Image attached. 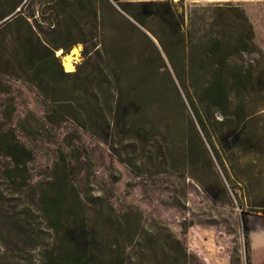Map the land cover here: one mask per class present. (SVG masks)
<instances>
[{
	"label": "rangeland",
	"instance_id": "374dc122",
	"mask_svg": "<svg viewBox=\"0 0 264 264\" xmlns=\"http://www.w3.org/2000/svg\"><path fill=\"white\" fill-rule=\"evenodd\" d=\"M73 1L86 5V0L68 2ZM172 1L179 11L194 2L204 6L230 3L242 9L252 25L253 40L263 59L258 64L252 60L259 58L257 54L236 58L252 64L253 75L245 109L240 110L238 100H234L229 118L230 130L242 127L247 132L239 141L245 143V153L234 151L235 146L230 145L223 160L227 170L220 165L200 130L182 82L162 52L125 20L128 14L116 1L93 0L99 10L96 18L83 10L78 15V25L72 21L70 33L63 29L62 34H42L59 43L79 40L71 46L70 50L75 48L77 53L72 56L73 67L68 72L75 71L84 61L82 39L87 46L98 41L105 45L110 62L116 67L121 112L114 135L107 139L98 134L104 126L105 74L92 72L98 68H87L85 62L79 76L69 79L57 72V66L53 74H46L41 67V77L46 80L49 75L53 79L50 88L42 82L37 89L22 80L14 81L6 72L10 67L6 64L10 58L7 54L13 53L23 31L4 29L0 31V110L16 115L12 121L16 127L19 126L15 119L29 113L32 122H41L40 132L34 136L17 131L19 139L35 155L36 179L47 174L54 162H61L62 155L73 159L77 163L67 165L61 175H77L85 202L80 205L70 194L64 198L81 210L79 216L65 209L49 211L37 207L30 211L32 236L21 244L31 247L35 242L37 246L24 252L29 262L23 264H40L39 248L50 252L62 241L65 255L80 253L79 247L95 235L101 241L97 247L99 264H107L109 245L115 249L123 241L138 237L143 251L139 261L131 264H170L168 256L176 251L161 247L162 242L169 240V233L186 247L188 264H264V212L250 209V204L264 203V0ZM36 6L42 20V0ZM123 7L149 12L141 7ZM222 18L226 29H230L227 37L236 38L235 17L225 13ZM149 19L147 24L163 29L165 39L174 44L175 36L169 27L155 15ZM106 30L104 36L102 32ZM59 58L67 71L63 58ZM80 108L85 110L84 118L77 115ZM238 113L246 117L239 124ZM81 123L85 128L80 127ZM251 144L257 146L249 148ZM236 180L245 181L247 188L239 184L234 193L231 185H236ZM67 190L71 193L72 188ZM67 239L70 241L65 242ZM118 261L112 264H119Z\"/></svg>",
	"mask_w": 264,
	"mask_h": 264
},
{
	"label": "trees",
	"instance_id": "16d2710c",
	"mask_svg": "<svg viewBox=\"0 0 264 264\" xmlns=\"http://www.w3.org/2000/svg\"><path fill=\"white\" fill-rule=\"evenodd\" d=\"M68 1L61 0L55 5L52 0H42L44 10L41 12L45 15L39 20L40 11L36 6L39 0H0V31L13 28L23 31L13 53L7 54L10 58L6 64H10V67L6 72L14 77V81L22 80L39 89L41 82L46 84V88L52 87L53 84V79L49 78V75L46 80L41 77L39 72L41 67L45 69L46 74H53L54 66H57V72L64 79L79 76L80 67L85 62H88L87 68L90 65L93 68L97 67L98 69L94 68L91 71L105 74L103 80L105 111L102 112L104 126L100 127L98 134L107 139L114 135L121 112L117 98L116 67L110 62L105 45L98 41L87 46V41L82 39L84 61L75 71L68 72L63 70L57 50L69 53L71 46L79 40L72 39L66 43H59L42 35L47 31L62 34L63 29L70 33L72 21L78 25L76 23L78 15H81L83 10H87L88 16L96 18L99 10L92 3L93 0H86L85 6ZM114 1L128 14L129 19L125 20L162 52L163 58L182 82L196 121L214 156L227 170L223 160L229 146H235L234 151L240 154L245 153L247 148L245 143H240V137L247 132L242 127L230 130L229 118L232 115L230 109L234 105V100H238L240 110L245 109L246 92L250 88L253 75L252 64L246 65L236 58L257 54L259 58L252 60L258 64L263 59L260 48L253 40V28L246 13L236 6L232 7L230 3L204 6L194 2L188 8L179 11L172 0ZM124 5L145 8L149 12L127 10ZM109 9L118 12L112 6H109ZM225 13H231L236 19L237 31L234 39L227 37V31L230 32V29H226V22L222 18ZM154 15L174 34V44L165 39L163 29H155L147 24V20ZM102 20L103 22L105 20L103 13ZM42 25H45L46 31L42 29ZM139 26L144 29H140ZM106 33L107 30L102 32L104 36ZM83 108L77 112L80 118H84ZM15 116L12 111L0 110V264L29 262L24 252L35 249L37 245L35 242L33 244V241L31 247H25L21 243L24 238L32 236V229L28 224L30 211L36 210L37 207L41 210L45 207L49 211L65 209L66 212L79 216L81 210L74 206V203L70 204L64 199L68 194L80 205L85 204L76 181L77 175L74 178L61 175L63 168L77 163L73 159L62 155L61 162L59 160L54 162L49 166L47 174L36 179L35 155L33 150L19 139L17 131L28 137L34 136L40 132L41 122L39 120L32 122L29 113L23 118L15 119L19 126L16 127L17 125L14 126L12 123ZM237 118L238 124L246 119L245 115L239 113ZM80 127L85 128V125L81 123ZM256 146L257 144H251L249 148ZM235 184L231 185L234 193L239 184L241 188H247L245 181L236 180ZM69 186L72 188L71 193L67 190ZM74 207L76 209L73 210ZM250 209L264 212V203L250 204ZM169 234V240L162 242L161 247L176 251L175 254L168 256L170 264H188L186 247L173 233ZM96 238L95 235L89 242L85 241L84 246L79 247L80 253L74 252L73 255L64 254L63 241L50 252L40 247L38 253L40 258L37 260L41 262L40 264H99L97 250L101 241ZM69 241L70 239H67L65 242ZM141 245L139 237L123 241L115 249L109 245L110 256L106 263L112 264L116 259L119 260V264L138 262L143 251ZM33 262L30 261V264H34Z\"/></svg>",
	"mask_w": 264,
	"mask_h": 264
},
{
	"label": "bare ground",
	"instance_id": "6f19581e",
	"mask_svg": "<svg viewBox=\"0 0 264 264\" xmlns=\"http://www.w3.org/2000/svg\"><path fill=\"white\" fill-rule=\"evenodd\" d=\"M76 53H77V50L75 48L70 50L69 53H63L61 49L57 50V54L63 58L65 70L67 71L72 70L73 64L71 63V59L73 58L72 56L75 55Z\"/></svg>",
	"mask_w": 264,
	"mask_h": 264
},
{
	"label": "water",
	"instance_id": "95a60500",
	"mask_svg": "<svg viewBox=\"0 0 264 264\" xmlns=\"http://www.w3.org/2000/svg\"><path fill=\"white\" fill-rule=\"evenodd\" d=\"M57 56H60V55L57 54Z\"/></svg>",
	"mask_w": 264,
	"mask_h": 264
}]
</instances>
